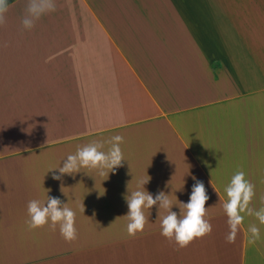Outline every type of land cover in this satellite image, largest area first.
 Returning a JSON list of instances; mask_svg holds the SVG:
<instances>
[{
	"label": "crops",
	"instance_id": "crops-1",
	"mask_svg": "<svg viewBox=\"0 0 264 264\" xmlns=\"http://www.w3.org/2000/svg\"><path fill=\"white\" fill-rule=\"evenodd\" d=\"M116 1L124 10L102 17L98 0H54L30 30L28 0L4 14L0 42L13 44L0 47V264H264V225L254 216L234 243L225 239L224 188L264 162V85L238 73L240 50L223 47L212 22L196 26L205 18L195 1L224 0ZM244 3L262 17L264 0ZM114 135L124 161L108 177L81 168L52 179L78 147ZM147 177L142 190L163 191L178 218L203 182L211 233L178 248L160 234L165 211L154 205L129 236L124 197ZM46 197L74 210L76 239L51 222L28 229V202ZM252 223L261 238L249 244Z\"/></svg>",
	"mask_w": 264,
	"mask_h": 264
},
{
	"label": "clouds",
	"instance_id": "clouds-1",
	"mask_svg": "<svg viewBox=\"0 0 264 264\" xmlns=\"http://www.w3.org/2000/svg\"><path fill=\"white\" fill-rule=\"evenodd\" d=\"M7 0H0V25L5 23V13L8 10ZM54 0H28L25 14L22 18L24 29L30 30L34 27L44 14L55 11ZM123 137L114 135L104 142H91L77 148L74 154H69L63 162L62 167H58L59 175L53 174V180H60L63 175H73L81 168L97 170L100 176H107L110 172L122 166L124 161L120 144ZM105 144L108 145L106 150ZM56 169V168H55ZM54 169L50 170L53 171ZM107 170V171H106ZM74 178V177H73ZM150 178L140 182V190H136L124 197L128 212L126 232L129 236H134L143 231L148 223L145 209H151L154 205H159L165 214L159 217L161 235L170 241L175 242L178 248L187 247L194 239L202 238L212 231V226L207 219V209L205 208L208 196L205 193L203 182L196 181L192 188L191 195L187 203H180L181 212L172 211L173 202L169 196L160 191L155 198L147 191L142 190L144 184ZM195 180V177H193ZM264 183V179L261 180ZM255 185L245 179L243 170H238L231 177L230 182L224 188L226 199L222 204V209L227 217L229 232L225 239L227 243H234L239 227L242 225L245 215L254 216L259 225H264V195L260 197L261 207L253 209L250 203L255 195ZM50 191V189L48 190ZM84 212V206L81 205ZM28 219L25 221L29 230L43 227L51 222V227L55 230L59 226L62 238L67 241L76 239L75 212L67 204H62L57 198L46 197L45 201L30 200L27 204ZM248 243L254 244L260 240V227L249 224L247 227Z\"/></svg>",
	"mask_w": 264,
	"mask_h": 264
},
{
	"label": "rangeland",
	"instance_id": "rangeland-1",
	"mask_svg": "<svg viewBox=\"0 0 264 264\" xmlns=\"http://www.w3.org/2000/svg\"><path fill=\"white\" fill-rule=\"evenodd\" d=\"M244 1L224 0L222 4H212L210 7L207 5V8L206 4L195 1L196 7L202 9L201 14L205 18L203 21L198 20L196 26L199 28V26L213 23L216 27L214 30L222 37V46L226 48L236 45L233 47L240 50V59L238 60L242 71L238 70V73L256 85H264V21L261 15H255L250 8L251 6H246ZM192 2L193 0L188 3L192 5ZM126 5V2L122 3L116 0H98V15H103L102 17L118 16V9L119 11L124 10L122 6ZM212 7L216 8L217 11H210L209 9ZM220 9H223V12ZM227 31H230L229 37ZM228 38L230 44L226 46ZM214 40L219 41L221 39L214 37ZM8 44H13V42H0V47H5ZM257 164L258 166L256 168L254 166V170L253 166L251 169V165L248 164L246 171L248 173L247 180L255 185V195L250 203V207L253 209L261 207L257 195L264 190V183H261V180L264 179V162L258 161Z\"/></svg>",
	"mask_w": 264,
	"mask_h": 264
},
{
	"label": "bare ground",
	"instance_id": "bare-ground-1",
	"mask_svg": "<svg viewBox=\"0 0 264 264\" xmlns=\"http://www.w3.org/2000/svg\"><path fill=\"white\" fill-rule=\"evenodd\" d=\"M257 9L260 10L262 12V20L264 21V7L262 6L261 9H259V7L257 6Z\"/></svg>",
	"mask_w": 264,
	"mask_h": 264
},
{
	"label": "trees",
	"instance_id": "trees-1",
	"mask_svg": "<svg viewBox=\"0 0 264 264\" xmlns=\"http://www.w3.org/2000/svg\"><path fill=\"white\" fill-rule=\"evenodd\" d=\"M16 0H7V4L8 6L11 5L12 3H14Z\"/></svg>",
	"mask_w": 264,
	"mask_h": 264
}]
</instances>
